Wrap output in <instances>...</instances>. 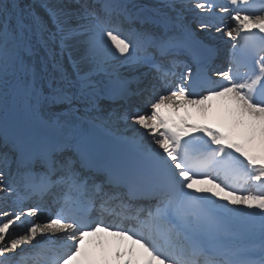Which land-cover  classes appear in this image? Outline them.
<instances>
[{
	"label": "snow or ice",
	"instance_id": "snow-or-ice-1",
	"mask_svg": "<svg viewBox=\"0 0 264 264\" xmlns=\"http://www.w3.org/2000/svg\"><path fill=\"white\" fill-rule=\"evenodd\" d=\"M41 7L0 0V200L31 202L0 211V264H264V0ZM161 92L150 115H100L102 100ZM211 101L217 127L163 111L207 116ZM97 122L139 135L117 154L85 131ZM42 206L54 218L17 231Z\"/></svg>",
	"mask_w": 264,
	"mask_h": 264
},
{
	"label": "bare ground",
	"instance_id": "bare-ground-1",
	"mask_svg": "<svg viewBox=\"0 0 264 264\" xmlns=\"http://www.w3.org/2000/svg\"><path fill=\"white\" fill-rule=\"evenodd\" d=\"M149 1V2H148ZM52 2L53 3H55L56 2V0H52ZM66 2H67V0H66ZM134 2L135 3H137V4H141V5H145V6H151V5H153L154 3H156V0H134ZM220 2L221 3H227V1L226 0H220ZM146 4H149V5H146ZM19 7L21 8V9H24V10H28V9H33L37 14H39V15H41V16H45L46 17V13H45V11H44V9H43V7H41V0H19ZM218 43L221 45V46H228L229 44L226 42V38L225 37H221L220 39H218ZM216 44V43H215ZM217 45V44H216ZM220 67H226V64H225V60L224 59H222V58H220ZM146 69H148L149 70V68H147V67H143V73L145 72V70ZM68 70H69V72H71V68L70 67H68ZM129 70H131V69H129V68H120V71H121V73L125 76V77H127V78H129V77H131V79H133L134 77H138L139 75L138 74H133V75H130V71ZM134 71V70H133ZM134 84V83H133ZM132 88V87H131ZM167 96V95H166ZM138 97H143V96H138ZM151 97V96H150ZM148 99H150L149 98V96H148ZM157 102H159V97L157 98ZM119 103V102H118ZM212 105H213V108H212V110L208 113V115L207 116H203V115H200L195 109H191V108H186V107H182V109L181 110H179V111H185L186 112V114H187V117H189V112H191V114H192V116L193 117H195V118H197L198 120H199V123L200 124H206V125H211V126H219L220 124H221V122H222V111H221V108H220V102L219 101H211L210 102ZM123 105V103L122 102H120V106H122ZM125 107V106H124ZM178 107V106H177ZM114 108H117V109H119L120 107L119 106H117V105H115V107ZM180 109V108H179ZM105 110V109H104ZM165 110H167L169 113H172L173 111L171 110V109H165ZM110 110H108V112H109ZM179 111H177V113L179 112ZM103 113H104V111L102 112V113H100V114H102L103 115ZM104 117H106V114L104 115ZM189 119H190V117H189ZM124 125V124H123ZM98 126H100L101 128H102V123H98ZM104 126H105V128L106 127H108V126H110V127H112V129L111 130H119V128H121L122 130H123V133L122 134H124V137H122V138H126L128 135H130V136H133V135H139L137 132H136V129L135 128H133V127H130V126H122V127H116V126H112V125H108V124H104ZM130 131V132H129ZM144 130H140V132H143ZM110 133V132H109ZM118 134V133H117ZM133 134V135H132ZM143 139H144V141L145 142H148V140H149V137L147 136V135H144L143 136ZM206 186H209L210 187V185H206ZM14 202V201H13ZM29 204V202L28 201H25L24 202V204ZM23 205V204H22ZM21 207V205H17V204H15L14 203V205H13V209H15V210H19V208ZM51 206H47V207H44V206H42V209L44 210V211H48V212H45V213H41L40 214V218L39 217H37V218H35L34 219V217H30V218H28L29 220L30 219H32L33 218V220L35 221V222H37V223H40V224H43V223H46V222H41V221H44L45 219H47V215L48 214H51L52 213V211H51V208H50ZM51 215H55V214H51ZM23 219V218H22ZM27 219V220H28ZM27 220H25V221H27ZM48 222V221H47ZM17 224H19V222L17 223ZM27 226H26V224H22V226L21 227H18L17 228V231H20V232H23L24 230H25V228H26ZM58 233H55V234H49V235H52V236H55L56 235V238L55 239H57V238H59V237H61V234H59V235H57ZM39 238V237H38ZM96 240H97V238L96 237H89L88 238V242H90V243H93V244H95L96 245ZM58 243H59V240H58ZM129 244L131 243L130 241L128 242ZM116 244H117V240H116V243H115V246H116ZM97 247V246H96ZM97 250H98V253H100V249L97 247Z\"/></svg>",
	"mask_w": 264,
	"mask_h": 264
},
{
	"label": "rangeland",
	"instance_id": "rangeland-1",
	"mask_svg": "<svg viewBox=\"0 0 264 264\" xmlns=\"http://www.w3.org/2000/svg\"><path fill=\"white\" fill-rule=\"evenodd\" d=\"M147 1V0H146ZM227 1V0H226ZM63 2H66V0H63ZM149 2V1H148ZM17 5L19 6V0H17ZM146 5H149V4H146ZM215 43L217 44L218 42L217 41H215ZM219 44V43H218ZM220 45V44H219ZM224 47V48H223ZM226 47H228V46H218V49H219V51L221 52V55H222V59H224L225 60V64H227V61H226V58H225V56H224V53L226 52ZM135 71L136 69H131V70H129V71ZM139 71V70H138ZM137 70L135 71V72H138ZM160 95H170L169 93H167V92H161V93H159V94H153V95H151V97L149 96V98L150 99H148V96H144L143 97V99H142V101H140L139 102V104H136L135 102H137V101H135V99H133L134 101L133 102H131L128 106H126L127 107V109H124L123 111H120V113H121V115H123L125 112H129V113H131V112H133V111H139L140 113H142V114H148V115H150V112H151V104L152 103H155V102H157V98L160 96ZM132 101V100H131ZM101 109H105L104 110V113H103V115L102 114H100V115H102V116H104L105 114H106V116H107V113H108V110H109V108L107 107V105L104 103V102H102L101 101ZM111 109V108H110ZM124 123H121L120 125H119V127H122V126H126L125 124L123 125ZM110 127V126H109ZM134 128V127H133ZM111 130V129H110ZM115 131H117V133H118V135H121V132H123V130L121 129V128H119V130H115ZM130 132V131H129ZM133 135V134H132ZM13 205H14V202L12 201V200H9V201H7V202H5V201H2V200H0V211H9V212H11L12 210H13ZM21 208H23L25 211H27V207H20L19 208V210L21 209ZM18 210V211H19ZM52 211V210H51ZM45 212H48V211H42L41 213H45ZM40 213V214H41ZM52 213H53V211H52ZM51 213V214H52ZM40 214L38 215V216H36V217H34V219L35 218H37V217H39L40 216ZM51 214H48L46 217H47V219H45L44 221H41L42 223L43 222H47L49 219H51L53 216H55V215H51ZM0 218H4V217H0ZM40 218V217H39ZM23 220V219H22ZM31 220H33V218L32 219H28L27 221H25V220H23V223H21V222H19V224H17V228L18 227H21L22 226V224H26V226H28V223H29V221H31ZM20 232V231H19Z\"/></svg>",
	"mask_w": 264,
	"mask_h": 264
}]
</instances>
